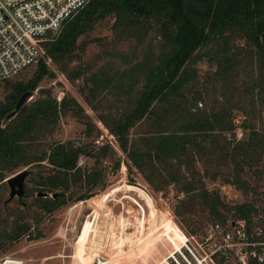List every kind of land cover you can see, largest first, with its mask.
Wrapping results in <instances>:
<instances>
[{
	"label": "trees",
	"instance_id": "1",
	"mask_svg": "<svg viewBox=\"0 0 264 264\" xmlns=\"http://www.w3.org/2000/svg\"><path fill=\"white\" fill-rule=\"evenodd\" d=\"M108 18L117 38H133L139 44L146 37L151 50L117 73L99 68L84 77L85 101L95 99V104H101L102 92L109 88L125 96L121 108L115 107L113 113L106 108L108 112H99L97 119L125 154L126 168L137 170L156 190L172 184L182 194L173 208L176 216L192 213L198 205L213 221H224L225 212L232 219L251 223V217L258 213L255 203L264 196L259 191L264 180V129L244 125L245 137L235 140L231 111L252 117L255 98L259 103L264 101V0H87L61 22L55 34L41 42L43 53L28 78L17 79L16 75L0 81L5 90L0 101V184L23 167H36L40 170L36 179L35 172L28 175L34 189L24 184L23 197L33 192V205L45 212L62 205L63 193L73 186L103 188L96 165L89 170L77 165L79 155L93 157L96 162V154L70 141L46 144L44 140L61 116L84 119L81 106L73 98L64 95L57 101L49 90L38 88V97L24 103L10 120L4 122V118L21 93L33 91L44 77L54 76L47 60L69 79L79 76L81 70L70 66L77 49L85 44L79 46L78 40ZM239 40L244 48L235 43ZM203 60L214 66L211 79L222 96L221 101L213 100L211 108L197 106L203 101V90L190 96L189 85L197 77L195 64ZM253 64L255 71H243ZM95 104L89 102L92 110L97 109ZM142 120L148 121V128L130 138L129 129ZM84 123L88 134V123ZM108 149L107 144L100 146L101 155ZM194 161H200L203 170L196 169ZM114 163L117 167L119 160ZM184 164L189 167L186 172L181 170ZM211 164L220 165L221 172L228 167L222 180L242 193V202L227 205L216 191L205 188L202 177ZM40 191L57 195L36 196ZM91 195L71 194L66 201ZM26 230L25 225L12 226L6 237L16 239ZM3 245L0 238V248Z\"/></svg>",
	"mask_w": 264,
	"mask_h": 264
},
{
	"label": "rangeland",
	"instance_id": "2",
	"mask_svg": "<svg viewBox=\"0 0 264 264\" xmlns=\"http://www.w3.org/2000/svg\"><path fill=\"white\" fill-rule=\"evenodd\" d=\"M111 21L110 18L102 21L87 37L79 38V46L81 43L85 44L82 46L83 49H77L76 58L70 63L72 68L77 67L81 70L79 76L69 79L68 75L65 76L56 70L47 60L54 76L44 77L27 101L39 96L38 88H44L49 90L57 101L65 95L73 98L81 106L85 114L84 119L70 114L61 116L54 131L44 140L46 144L49 141H70L72 145L81 146L92 154H96V162L93 157L79 155L77 165L88 170L96 165L101 170L104 186L100 188L97 185L91 189L87 186H73L70 191L65 190L63 193L65 201L62 205L51 212H45L33 205V192L20 200L14 197L7 201L9 187L6 182H2L0 184V238L4 245L0 248V257L10 255L22 259L24 264H71L72 261H77L79 256L81 264H89L92 257L99 254L107 256V264H153L168 249L165 242L160 241L163 232L167 233L171 230L170 240L175 243L180 238L176 226L190 232L189 229H198L213 222L208 211L198 205L194 206L192 213L174 215L173 208L182 194L177 192L172 184L156 190L137 170L126 168L128 160L125 154L118 148L115 138L97 119L99 112H108V109L110 113H113L115 107L121 108L125 96L118 94L114 88H109L102 92L101 104H95V99L84 100L85 76L99 68L110 74L117 73L118 70L130 66L132 62L140 60L147 51H151L147 46L146 37L139 44L133 38H117L110 28ZM151 42L155 44L152 38ZM235 43L244 48L241 40ZM33 67L32 65L22 70L16 78H28ZM195 68L197 77L196 82H191L189 85L190 96H193V92L203 90L201 91L204 95L203 101L199 100L197 106L211 108L215 105L214 99L222 100V96H219L218 84L211 79L214 66H209L203 60L197 62ZM247 69L255 71L254 64L247 66L243 71L246 72ZM241 76L243 80L246 78L243 72ZM185 94L188 96V91ZM4 95L5 90L0 87V101L3 100ZM258 99L255 98L253 102L255 113L252 117L245 118L235 109L231 111L235 140L245 137L247 129L244 125L250 124L256 129H264V101L259 103ZM90 101L95 104L96 110L90 108ZM85 120L88 123V134L84 129ZM147 124V120L140 121L129 129V137L134 139L142 134L148 128ZM226 136L229 138L228 134ZM103 144H107L110 149L102 156L100 146ZM212 151L214 152V149ZM116 160H119L117 167L114 163ZM193 164L199 171L203 170L200 161H194ZM214 164L207 166L206 174L202 177L205 188L208 191H216L221 201L227 205L242 202L245 199L242 193L234 185L224 183L222 180V173L224 169L228 170V167L221 172V166L216 167ZM186 167L187 165L184 164L181 170L186 172L189 168L186 169ZM27 170L28 175L30 172H35L34 179L40 172L34 166ZM14 173L9 174L8 177ZM28 175L23 185L25 184L27 188L32 186L34 189ZM259 191L264 192L263 179ZM82 192L92 195L84 200L66 201V196L72 194L74 197ZM248 198L251 199L252 196L249 194ZM258 198L261 200L255 203L258 213L251 217V223L260 224L264 228V225L260 223H264V196ZM223 213L225 220L232 219L229 214ZM85 223H87V231L84 245L78 252L77 246ZM15 225L20 227L25 225L27 230L16 239L10 240L6 237V232Z\"/></svg>",
	"mask_w": 264,
	"mask_h": 264
},
{
	"label": "built area",
	"instance_id": "3",
	"mask_svg": "<svg viewBox=\"0 0 264 264\" xmlns=\"http://www.w3.org/2000/svg\"><path fill=\"white\" fill-rule=\"evenodd\" d=\"M87 0H0V81L33 65L43 53L41 42ZM180 238L162 233L168 249L153 264H264V228L243 218L213 221L195 231L176 226ZM96 254L89 264H107ZM0 264H24L5 255Z\"/></svg>",
	"mask_w": 264,
	"mask_h": 264
},
{
	"label": "water",
	"instance_id": "4",
	"mask_svg": "<svg viewBox=\"0 0 264 264\" xmlns=\"http://www.w3.org/2000/svg\"><path fill=\"white\" fill-rule=\"evenodd\" d=\"M32 93L33 91H25L18 96L13 109L10 111V113H8L5 116L4 122L10 120V118H12L15 115L18 109L30 99ZM28 173L29 171L25 167L19 170L18 172L10 175V177H7L4 180V182H6L9 187V195H8L7 201H10L14 197L20 200L24 196L23 183ZM56 195H57L56 192H53L51 194H48L47 192H37L36 193V196H42V197L49 196L51 198H55Z\"/></svg>",
	"mask_w": 264,
	"mask_h": 264
},
{
	"label": "bare ground",
	"instance_id": "5",
	"mask_svg": "<svg viewBox=\"0 0 264 264\" xmlns=\"http://www.w3.org/2000/svg\"><path fill=\"white\" fill-rule=\"evenodd\" d=\"M86 231H87V223L84 224L83 228H82V231H81V235H80V238H79V242H78V252L81 251L82 249V246L84 245V240H85V236H86ZM162 257V256H160ZM159 257V259H160ZM77 261L78 262H81V259L79 256H77Z\"/></svg>",
	"mask_w": 264,
	"mask_h": 264
},
{
	"label": "crops",
	"instance_id": "6",
	"mask_svg": "<svg viewBox=\"0 0 264 264\" xmlns=\"http://www.w3.org/2000/svg\"><path fill=\"white\" fill-rule=\"evenodd\" d=\"M81 264V262H78V261H72L71 264Z\"/></svg>",
	"mask_w": 264,
	"mask_h": 264
}]
</instances>
